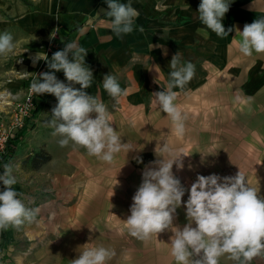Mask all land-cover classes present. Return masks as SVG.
<instances>
[{
  "label": "crops",
  "instance_id": "obj_1",
  "mask_svg": "<svg viewBox=\"0 0 264 264\" xmlns=\"http://www.w3.org/2000/svg\"><path fill=\"white\" fill-rule=\"evenodd\" d=\"M25 1L26 5L15 4L11 10L17 15L11 27L22 34L18 45L27 47L10 70L12 89L19 87L11 92L27 95L33 80L39 79L41 73L54 71L45 60H36L38 53L50 60L66 43L75 41L87 51L84 66L93 72L91 87L85 91L106 105L114 130L129 147L116 154L111 164L88 155L82 147L73 148L71 143L60 147L61 137L53 136L54 129L47 123L58 100L52 94L38 95L42 102L24 128L25 133L18 137L10 163L17 179L13 187L20 193L18 198L26 207H39L40 213L36 222L6 231L0 264H71L87 243L115 252L107 264H175L170 255V230L141 240L129 234L125 220L131 214L130 198L142 183L143 171L162 159L156 151L161 154L159 149L166 143L174 152L182 153L183 167L173 164L172 171L186 190L173 225L183 228L187 224L184 204L188 190L198 175L208 176L196 159L222 158L214 138L200 133L215 124L206 111L219 110L218 103L204 102V88L209 81L239 94L261 115L257 125L261 140L255 146L250 144L251 160L242 166V173L247 184L264 196V54L253 52L244 56L234 43L240 39L235 28L242 31L246 23L264 18V0H226L229 11L222 24L226 31L230 27L234 30L223 38L200 22L197 12L201 0H119L131 3L139 13L133 31L122 37L107 26L105 0ZM51 34L54 38H50ZM177 51L181 63L191 62L195 66V75L184 89H173L178 93L175 103L187 117L183 136L175 134L166 113L153 103V93L162 91L169 82V64ZM156 66L160 73L155 71ZM108 74L116 78L125 92L118 100L103 88V78ZM55 75L69 84L62 70ZM71 86L80 88L78 84ZM247 107L251 109L249 103ZM246 145L241 146V158L247 151ZM41 151L50 155L51 160L33 169L31 160ZM226 160L225 156V162H216L213 174H237L235 161L228 159L230 165L226 166ZM3 190L2 184L0 191ZM97 195L98 201L105 202L93 211ZM218 264L235 262L225 254ZM251 264H264V258L255 257Z\"/></svg>",
  "mask_w": 264,
  "mask_h": 264
},
{
  "label": "clouds",
  "instance_id": "obj_2",
  "mask_svg": "<svg viewBox=\"0 0 264 264\" xmlns=\"http://www.w3.org/2000/svg\"><path fill=\"white\" fill-rule=\"evenodd\" d=\"M105 3L109 29L117 37L131 33L138 11L131 3H120L119 0H105ZM228 11L226 0H201L197 13L207 29L223 38L234 30L230 27L226 31L222 24ZM235 31L240 37L234 41L239 53L244 56H251L253 52L264 54V18L246 23L242 31L239 28ZM50 38H54L52 34ZM15 47L10 33L0 34V56L7 57ZM86 53L75 41L66 43L63 50L56 51L50 60L47 55L38 53L36 60H45L47 67L54 71L41 73L38 80L31 82L30 91L36 95L52 94L57 98L52 119L47 123L54 129L52 135L61 137L58 140L60 147L71 143L73 148L82 147L88 155L111 164L116 154L129 146L122 143L114 130L106 105L99 97L85 91L93 80V72L84 66ZM164 54L167 55L166 50ZM169 68V82L162 91L153 93V103L166 113L175 134L183 136L187 117L175 103L178 93L173 89H184L195 75V66L191 62L181 63L177 51ZM61 70L69 84L57 79L55 72ZM155 71L160 73L159 66ZM72 84H78L80 88H74ZM103 88L117 100L125 94L116 78L109 74L103 78ZM159 152L161 154L156 151V155L162 159L158 158L151 167L145 168L142 183L132 198L131 214L125 220L129 234L147 240L152 235L170 230V255L175 264H218L219 258L225 254L235 264H251L255 257L264 258V196H259L256 189L247 184L244 174L239 170L235 176L198 175L188 190L184 204L187 224L181 228L174 226L173 220L186 190L174 176L172 168L173 164L183 167L182 153L174 152L166 143ZM0 182L4 185V190L0 191V230L10 227L19 230L25 223L36 222L40 208L26 207L18 198L20 193L13 187L17 179L11 163L4 164ZM83 246L84 250L71 264H107L115 256L113 250L103 246H89L88 243Z\"/></svg>",
  "mask_w": 264,
  "mask_h": 264
},
{
  "label": "rangeland",
  "instance_id": "obj_3",
  "mask_svg": "<svg viewBox=\"0 0 264 264\" xmlns=\"http://www.w3.org/2000/svg\"><path fill=\"white\" fill-rule=\"evenodd\" d=\"M25 0H0V34L5 32L10 33L13 37V42L15 43L16 47L14 52L9 54L7 57L0 56V93L3 90H8L7 88H11L12 91L15 88L19 87H11V78H10V70L15 65V59L17 57H21V55L25 54L27 47L24 45H18L19 39L21 38L22 34L19 33L18 30H14L11 27V24L15 23V19L17 15L12 14L11 10L15 4L22 3L25 4ZM52 47V52H53ZM35 80H38L35 79ZM13 83V82H12ZM14 94V99L17 104L24 101L26 94L20 95L19 92H11ZM204 102L209 103H218L219 110H209L206 111L208 114L207 116L214 120V127L209 130H205L204 132H200L205 136H211L214 138V141L220 145L222 158L221 157H212L205 158L204 156H199L196 159L201 166V170L204 171L205 174L211 175L217 169L216 162H225L224 157H227L226 166H229V160H234L236 163V172L238 173L239 170L242 172V166L248 164L251 160V157H248V153H251L252 144L255 146L261 138L258 136L259 127L257 126L260 122L261 115L259 111L253 107L251 102H246L244 100H237V97H241L239 94L229 92L223 86L218 87L217 85L206 84L204 88ZM35 97V107L38 108V105L42 102L41 97L38 95H34ZM250 104L251 109L247 107V104ZM36 113V110L34 114ZM33 114V115H34ZM161 117H165L162 115ZM30 121V120H29ZM29 121L26 125L28 127ZM25 127V128H26ZM28 129V128H27ZM25 129L21 130L18 137L24 134ZM206 139H204V144H206ZM246 145L247 151L245 156L241 158L240 152H243L244 149L241 148L242 145ZM22 148V147H21ZM229 159V160H228ZM32 162V160H31ZM220 170V169H218ZM223 171V170H221ZM3 184V183H2ZM2 184L0 189H2ZM130 193L131 191H126ZM99 195V194H98ZM98 195L94 197L92 203L93 211L100 209V204L105 202V199H101L98 201ZM132 200V198H130ZM6 231L7 230H0V251L2 250L4 240H6Z\"/></svg>",
  "mask_w": 264,
  "mask_h": 264
},
{
  "label": "built area",
  "instance_id": "obj_4",
  "mask_svg": "<svg viewBox=\"0 0 264 264\" xmlns=\"http://www.w3.org/2000/svg\"><path fill=\"white\" fill-rule=\"evenodd\" d=\"M34 95L30 91L24 101L17 104L11 91L5 89L0 93V158L6 154L10 141L19 135L33 116L36 110Z\"/></svg>",
  "mask_w": 264,
  "mask_h": 264
},
{
  "label": "trees",
  "instance_id": "obj_5",
  "mask_svg": "<svg viewBox=\"0 0 264 264\" xmlns=\"http://www.w3.org/2000/svg\"><path fill=\"white\" fill-rule=\"evenodd\" d=\"M35 115V114H34ZM33 118V116L31 117ZM17 137L13 138L10 141L8 150L6 152V154L0 158V163L2 165V170H3V166L6 163H10L12 158L14 157L15 153H16V147H17ZM51 160L50 155H48L46 152L41 151L36 153L33 158H32V162H31V166L33 169H39L42 165L48 163ZM3 173V171H2Z\"/></svg>",
  "mask_w": 264,
  "mask_h": 264
}]
</instances>
